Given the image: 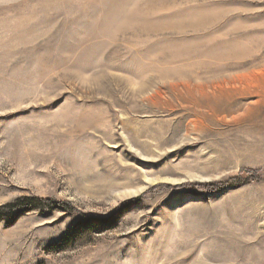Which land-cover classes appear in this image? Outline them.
I'll list each match as a JSON object with an SVG mask.
<instances>
[{"label": "rangeland", "instance_id": "obj_1", "mask_svg": "<svg viewBox=\"0 0 264 264\" xmlns=\"http://www.w3.org/2000/svg\"><path fill=\"white\" fill-rule=\"evenodd\" d=\"M24 197L73 208L0 219V264H264V0H0Z\"/></svg>", "mask_w": 264, "mask_h": 264}, {"label": "trees", "instance_id": "obj_2", "mask_svg": "<svg viewBox=\"0 0 264 264\" xmlns=\"http://www.w3.org/2000/svg\"><path fill=\"white\" fill-rule=\"evenodd\" d=\"M237 180H241V179H237ZM249 181H243V183L237 182L234 185H244ZM45 207L50 208V209H60V210H64V211H69L72 210V205L68 202H57L54 201L52 199H43V198H38V197H24V198H20L18 200H16L15 202L8 204L6 206H2L0 207V219L3 218H7L10 219V222L14 221L18 216H20L23 213L32 211V210H36V209H44ZM82 222L79 225L78 228H76V230L73 232L74 234L77 233V235H79L81 232H83L82 230L84 228H89L90 225L89 223L87 224L88 226L85 227L86 222L85 219H87L85 216L82 217ZM98 222H102V217H97ZM96 221V223L99 225ZM95 223V224H96ZM81 227H83L81 229ZM80 228V229H79ZM71 236L68 234L66 235V238L64 240V242L61 245H58V248H63V247H67L68 244L71 242L70 238Z\"/></svg>", "mask_w": 264, "mask_h": 264}, {"label": "bare ground", "instance_id": "obj_3", "mask_svg": "<svg viewBox=\"0 0 264 264\" xmlns=\"http://www.w3.org/2000/svg\"><path fill=\"white\" fill-rule=\"evenodd\" d=\"M191 93L193 92V91H190ZM247 92V91H246ZM190 93V94H191ZM200 94L201 95H203V96H207L208 95V87L207 86H202L201 88H200ZM192 95V94H191ZM246 95V94H245ZM193 102V101H192ZM194 105H196V106H201L200 108H202V109H204V108H208V110L209 111H211V113H218V111H221V113H230V111L232 110V109H230L229 107H224V108H221V110H218L217 109V107H213V106H211V105H205V104H201V103H196V102H194ZM205 106V107H204ZM214 111V112H213ZM199 112H202V111H199ZM221 113H219V114H221Z\"/></svg>", "mask_w": 264, "mask_h": 264}]
</instances>
